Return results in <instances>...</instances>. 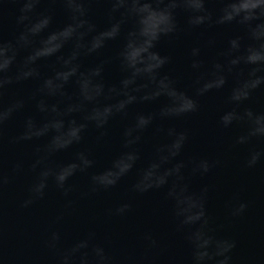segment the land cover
<instances>
[{
  "label": "water",
  "instance_id": "95a60500",
  "mask_svg": "<svg viewBox=\"0 0 264 264\" xmlns=\"http://www.w3.org/2000/svg\"><path fill=\"white\" fill-rule=\"evenodd\" d=\"M0 264H264V0H0Z\"/></svg>",
  "mask_w": 264,
  "mask_h": 264
}]
</instances>
